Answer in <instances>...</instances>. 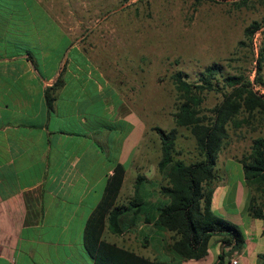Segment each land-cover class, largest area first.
Listing matches in <instances>:
<instances>
[{"label":"crops","instance_id":"obj_1","mask_svg":"<svg viewBox=\"0 0 264 264\" xmlns=\"http://www.w3.org/2000/svg\"><path fill=\"white\" fill-rule=\"evenodd\" d=\"M51 19L48 0H0V264H94L83 243L85 223L114 165L130 157L124 139L115 154L113 126L89 123L81 83L67 93L63 80L49 108L45 89L62 78L61 61L50 58L51 21L53 34H65ZM74 122L87 129L76 131ZM234 168L241 175L242 166ZM225 181L214 189L212 209L244 234L239 264H262L264 219L238 202L231 188L237 179ZM139 193L150 201L140 205L150 222L144 214L130 219L127 211L123 233L105 228L103 239L162 264H218L221 252L219 264H230L236 250L223 247L220 236L210 239L203 258L176 257L168 250L172 232L156 225L151 213L163 199L159 188Z\"/></svg>","mask_w":264,"mask_h":264},{"label":"rangeland","instance_id":"obj_2","mask_svg":"<svg viewBox=\"0 0 264 264\" xmlns=\"http://www.w3.org/2000/svg\"><path fill=\"white\" fill-rule=\"evenodd\" d=\"M51 18L63 35L50 24L51 60H60L66 92L83 85L82 109L88 106L94 128L114 127L117 141L125 140L129 160L121 199L129 201L133 184L141 175L142 186L159 188L165 180L158 171L160 139L154 127H175L176 92L171 75L182 69L192 76L211 63L223 65L225 72L254 79L256 57L264 44V0H48ZM51 19V20H52ZM253 20L262 28L253 37V48L243 30ZM244 41L245 43H241ZM51 70L53 68H50ZM75 77V78H74ZM256 85L264 95V61ZM221 99L210 92L205 109ZM74 129L87 126L74 122ZM264 137V115L241 109L228 125V138L220 150L216 168L219 178L214 189L237 179L232 191L245 205L250 195L263 200L239 175L240 159L250 152L252 141ZM180 157L194 161L198 150L189 129L178 127L176 140ZM126 146V147H127ZM226 182V181H225ZM234 188V189H233ZM264 209V208H263Z\"/></svg>","mask_w":264,"mask_h":264},{"label":"trees","instance_id":"obj_3","mask_svg":"<svg viewBox=\"0 0 264 264\" xmlns=\"http://www.w3.org/2000/svg\"><path fill=\"white\" fill-rule=\"evenodd\" d=\"M262 26V22L253 20L243 30L244 39L250 44L253 53L252 40ZM255 60L257 74L254 79L225 72L223 65L215 62L194 76L179 69L170 77L177 98L173 114L175 127L169 130L153 128L160 139L158 171L166 182L159 186L162 202L151 213L154 214L156 225L172 232L168 250L178 258L205 257L213 236H220L222 246H231L232 251L241 250L245 244L242 230L212 209V197L214 182L219 178L216 168L218 154L228 138V125L241 109L252 113L258 111L264 115V95L255 88L258 83L262 84L258 75L264 61V44L260 46ZM62 82L59 76L54 85L45 89L50 109L53 107V92ZM210 92L218 93L221 99L211 108L205 109L206 95ZM178 127L189 129L194 137L198 150L194 161L187 162L180 157L176 144ZM239 161L246 185L259 191L263 197L258 202L256 195H250L249 213L254 218L264 219V137L255 138L250 152ZM125 175V166L116 163L113 173L106 180L101 199L85 223L84 247L94 259V264H162L103 239L105 228L116 235L123 233L127 211L131 212L130 219L131 216L144 214V221L150 222V212L140 210L141 204L150 203L147 198L143 200L139 193L144 179L141 175L135 178L132 198L127 203H121L120 190ZM223 257L224 252H221L218 264ZM260 258L264 264V254Z\"/></svg>","mask_w":264,"mask_h":264},{"label":"built area","instance_id":"obj_4","mask_svg":"<svg viewBox=\"0 0 264 264\" xmlns=\"http://www.w3.org/2000/svg\"><path fill=\"white\" fill-rule=\"evenodd\" d=\"M238 255H239V251L236 250V251L234 252V257L231 258V260H230V264H239V258H238Z\"/></svg>","mask_w":264,"mask_h":264}]
</instances>
